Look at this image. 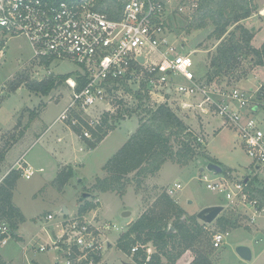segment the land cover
Returning a JSON list of instances; mask_svg holds the SVG:
<instances>
[{"label":"rangeland","instance_id":"obj_1","mask_svg":"<svg viewBox=\"0 0 264 264\" xmlns=\"http://www.w3.org/2000/svg\"><path fill=\"white\" fill-rule=\"evenodd\" d=\"M196 3L197 0H172L166 11L171 19L172 34L168 35L169 40L178 46L179 54L190 55L193 62L190 73L193 76L206 79L218 87L239 88L251 95V106L258 107L253 117L262 121L261 128L264 130V101L260 103L256 99L258 90L264 83V68L253 64V55L247 47H244L233 60L232 68L221 72L217 77H209L211 60L216 55L219 43L228 41L231 33L235 39L240 40V36L239 31L233 27H229L220 40L212 34L214 30L212 25L202 30H190L187 23ZM256 4L258 11L240 22V25L253 34L250 42L253 48H259L264 41V0H256ZM31 55L25 37H3L0 33V127L5 128L12 122L9 128L0 130V137L4 139L2 143L7 139L9 147L15 146L13 149H7L9 161L18 158L24 161L27 167L34 170L43 169L42 172H35L29 180L19 175L11 189L12 204L20 211L22 220L16 228L19 238L15 234L4 247L0 248V255L8 264H55L56 262L63 264L57 252L38 253L36 249L39 245L48 242L46 240L48 234L52 236L49 232L63 219L60 215L62 207L69 210L70 216L74 211V215L76 214L81 205L79 197L83 193L91 195L87 200L98 201L95 211L99 219L116 226V229L108 233L109 246L103 249L96 264H136L132 256L125 255L117 247V241L127 230L130 221L133 222L150 209L158 197L165 194V189L174 184H179L181 189L171 199L185 211L187 217L195 216L204 208L201 207L203 205L225 207L228 204L223 195L207 189L203 182L204 173L209 178L214 176L206 170L204 173L200 172V169L205 167V160L201 156L194 158L185 166L166 162L157 173L143 179L138 186L133 180L134 173L129 174L127 176L129 183L122 197L112 192H93L92 186L95 181L107 176L102 169L103 166L123 146L128 136L136 131L139 117L143 116L140 111L136 112L138 100L134 94L137 92V86L120 87L106 99L107 102L97 104L84 112L86 116L95 117L100 112L108 110L109 113L112 112L113 125L107 132V137H104L106 139L98 145L103 138L93 149L79 138L83 141L85 151L78 154L81 165L65 164L60 157L67 151L58 152L57 147L64 144L56 143L59 130L65 123L62 121L53 123L71 102L72 90L66 82H62L48 95L43 96L30 91L27 86L33 81H42L49 76L69 75L74 79L83 73V68L68 61L52 62L47 67L36 66L30 61ZM11 81L14 90L8 88ZM184 101L197 104L199 98H176L173 91L164 105L177 115L193 137L201 136L204 139L203 150L208 157L221 167L232 168L235 177L239 179L244 178L249 170L259 177L263 176L251 164L231 126L225 125L223 119L216 115L202 116L199 111L181 109ZM41 103L45 104V107L38 119V112L41 110L37 111V108ZM149 103L146 101L144 107L146 105L147 109L152 110L157 108L156 105L151 104V101ZM32 112L37 115H32ZM44 131L45 133H42ZM94 140L93 137L88 141ZM19 142L25 146L16 150ZM172 145L174 150L177 149L176 141H173ZM88 148L92 151L86 153ZM0 149L2 150L1 147ZM0 165L3 168L1 179L10 167L2 163ZM59 167L64 174L68 168H72L73 174L64 184L63 179L58 177ZM124 212H129L130 216L123 217ZM48 214L53 216V220L45 219ZM219 217L235 221L240 227L222 231L217 219L210 225L199 222L204 225V229L203 234L194 243V249L206 255L210 264H264V234L262 235L260 230L255 231L245 227L244 219L237 211L224 208ZM257 223L258 226L264 227V218L258 219ZM216 232L225 233L224 242L220 248L213 249L211 239ZM238 246L250 249L252 254L250 261H243L238 257L235 252ZM195 250L186 251L175 264H190L195 257ZM152 252L153 249L147 255Z\"/></svg>","mask_w":264,"mask_h":264},{"label":"built area","instance_id":"obj_2","mask_svg":"<svg viewBox=\"0 0 264 264\" xmlns=\"http://www.w3.org/2000/svg\"><path fill=\"white\" fill-rule=\"evenodd\" d=\"M95 1L0 0V33L3 37H25L32 53L30 61L36 66L68 61L83 68L78 76L85 83L79 90L73 79L66 80L72 100L57 118L69 128L78 129L80 139L91 140L92 132L112 127V112L105 110L95 117L84 112L107 102L120 87L137 86L135 93L142 95L143 103L151 101L157 107L164 105L173 91L176 98H199L197 104L184 101L180 108L223 119L235 131L251 164L263 174L259 177L249 170L244 178L234 179L230 173L212 174L214 177L209 178L202 172V180L207 189L228 201L225 209L241 213L245 227H257L258 219L264 218V203L252 194L250 180H256L253 188L264 189V130L262 121L253 117L258 107L251 106L252 96L239 88L218 87L190 73V55L179 54L178 46L168 38L172 30L166 11L172 0H125L117 18L95 9ZM196 139L204 144L201 136ZM3 140L0 137L1 148ZM23 164L17 160L0 181L11 171L27 180L35 172H42ZM180 189L179 184H174L164 192L172 198ZM60 215L63 219L52 229L53 236L36 252L55 251L63 264H96L103 249L109 246L108 233L116 226L101 221L95 209ZM45 219L53 220V216L48 214ZM14 235L8 223L0 221V248ZM224 236L222 232L214 233L211 248H220ZM139 248L134 245L130 256ZM0 264L8 263L0 259Z\"/></svg>","mask_w":264,"mask_h":264},{"label":"trees","instance_id":"obj_3","mask_svg":"<svg viewBox=\"0 0 264 264\" xmlns=\"http://www.w3.org/2000/svg\"><path fill=\"white\" fill-rule=\"evenodd\" d=\"M77 1V0H63ZM125 0H96L95 9L108 14L111 18H117ZM258 11L256 0H197L196 7L188 20L190 30H202L207 26L214 27L213 33L220 40L229 27L239 31L240 40L235 39L231 33L229 40L220 42L217 46L216 55L211 60L209 77H217L221 72L232 68V62L247 47L253 55V64L264 68V41L259 48L250 46L253 34L240 22ZM251 63V59H249ZM47 65V64H46ZM71 79L69 75L62 77L49 76L42 81H33L27 87L30 91L48 95L62 82ZM76 90L85 83V79L76 76ZM9 83L8 88L14 90ZM134 96L138 100L136 112L140 111L143 116L139 117L138 127L134 133L128 136L123 146L111 156L103 171L107 176L97 179L92 186L96 193L112 192L122 197L129 183L128 175L134 173L133 180L138 186L143 179L157 173L166 162L185 166L194 158L201 156L205 162L215 163L205 154L203 144L189 133L184 123L167 106L160 105L156 109H147L142 101L140 93ZM256 99L264 101V83L258 90ZM44 105L41 103L38 110ZM32 115H37L32 112ZM106 118L104 120V123ZM111 127L98 129L92 132L94 141L83 139L89 148L93 149L107 134ZM77 135L78 129H72ZM14 132V131H13ZM176 141L177 149L174 150L172 142ZM8 140L5 139L0 152V162L3 161L6 150L9 149ZM11 143V142H10ZM221 167V166H220ZM222 174L230 172L221 167ZM72 169L68 168L58 172V177L65 181L72 176ZM21 175L11 171L0 182V221L8 223L16 232L18 223L22 220L20 211L14 207L11 200V189L15 181ZM254 196L264 203V189L258 190L253 186L255 179L250 180ZM98 203L85 200L78 208L77 213L83 214L97 208ZM222 231L238 229L240 226L226 217L217 218ZM204 225L200 224L195 216L187 217L185 211L166 194L160 195L154 205L143 212L137 219L127 226L117 241V247L127 256H130L131 248L138 244L140 248L132 256L136 264H175V262L188 250H195L194 243L203 234ZM153 252L147 255V250ZM148 257V260H146ZM190 264H210L209 259L203 253L195 250V257Z\"/></svg>","mask_w":264,"mask_h":264},{"label":"crops","instance_id":"obj_4","mask_svg":"<svg viewBox=\"0 0 264 264\" xmlns=\"http://www.w3.org/2000/svg\"><path fill=\"white\" fill-rule=\"evenodd\" d=\"M72 80V79H71ZM44 105V107H45V104H43ZM44 107L41 109V111L40 112H38V119H40V115H42V111L44 110ZM56 121H58V119L56 118L55 119V121H54V123L53 124H56V123H58V122H56ZM12 125V122L7 126V127H5V128H2V127H0V130H2V129H6V128H9V126H11ZM209 126V125H208ZM46 130V129H45ZM1 132V131H0ZM42 133H45V131L44 132H42ZM37 134V133H36ZM42 135V134H41ZM41 135H39V136H41ZM38 136V137H39ZM107 137V136H106ZM106 138H104L98 145H100L104 140H105ZM82 142L83 141H81L80 139H79V137L77 136V134L71 129V128H69L67 125H62V127H61V129L59 130V134H58V136H57V138H56V143L57 144H64V145H62V146H58L57 147V150H58V152L59 151H61V150H63V151H67L66 152V154L64 155H62L61 157H60V159L63 161V163H65V164H67V163H69V164H78V165H81V162H80V160H79V156H78V154H81V153H83V152H85L84 151V147H83V145H82ZM28 143V142H27ZM26 143V144H27ZM18 144V147L16 148V150L17 149H19L20 147H24L25 146V144L24 145H22L20 142L19 143H17ZM13 146V145H12ZM10 147L11 149H13L14 147ZM97 147V146H96ZM53 149H55V148H53ZM10 150V149H9ZM89 151H92V150H90L89 148L87 149V151H86V153H88ZM8 150H7V152H6V154H5V156H4V159H3V161L2 162H0V163H2V164H6L7 166L6 167H11L17 160H18V158H16V159H13L12 161L10 160L9 161V159H7L8 158ZM7 161V162H6ZM24 162V161H23ZM24 166H26V164H25V162H24V164H23ZM64 167H67V166H64ZM64 167H61L62 169L64 168ZM71 167V166H70ZM40 169H42V168H40ZM58 169V170H57ZM56 170L59 172L61 169H60V167L59 168H57ZM72 169V168H71ZM227 169H229L230 170V172H228V173H230V175H231V177L232 178H234V179H238L237 177H235V174H234V170L232 169V168H230V167H227ZM34 170V169H33ZM39 170V169H38ZM38 170H35V171H38ZM3 171V168L1 167V165H0V174H1V172ZM42 171H43V169H42ZM56 171V172H57ZM4 175V174H3ZM29 180V179H28ZM91 196V195H90ZM80 198V197H79ZM90 198V197H89ZM87 200V199H86ZM87 201H89V200H87ZM93 201H96V200H93ZM84 202V201H83ZM83 202H79V203H83ZM77 204V203H76ZM206 206H211L210 204H208V205H206ZM201 207H205V205H203V206H201ZM78 210V209H77ZM67 211H68V215L70 214V212H69V210L67 209ZM75 213V211L72 213V214H74ZM77 213V212H76ZM132 221H130V223H131ZM129 223V224H130ZM128 224V225H129ZM253 230H255V231H258V230H260V233H262V235L264 234V227H260V226H257V227H254V228H252ZM53 232L54 231H50L49 233H51L52 234V236H53ZM15 234H16V232H15ZM261 235V234H260ZM49 236H51L50 234H48V239H46L47 241L49 240ZM51 236V237H52ZM16 237H18L17 236V234H16ZM19 238V237H18ZM0 259H2V260H4V261H6L1 255H0ZM251 259H252V254H251ZM7 262V261H6Z\"/></svg>","mask_w":264,"mask_h":264},{"label":"water","instance_id":"obj_5","mask_svg":"<svg viewBox=\"0 0 264 264\" xmlns=\"http://www.w3.org/2000/svg\"><path fill=\"white\" fill-rule=\"evenodd\" d=\"M205 170L210 172V173H213V174H221L222 173V168L219 165L214 164V163L206 164V166L204 168L200 169V172H204ZM246 180L247 179H245V181ZM89 197H90V195L87 193L81 194L80 195V202L85 201ZM223 210H224V207L221 205L206 206V207L200 209L196 213L195 218L204 225H210L220 216V214L223 212ZM61 213H62V215H68V211H67L66 207H62ZM122 216L128 217V216H130V213L124 212ZM235 252L241 260H243V261H250L251 260V251L249 248H247L245 246H238L235 249ZM55 264H58V263L56 262ZM125 264H129V263H125Z\"/></svg>","mask_w":264,"mask_h":264}]
</instances>
